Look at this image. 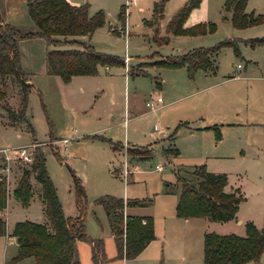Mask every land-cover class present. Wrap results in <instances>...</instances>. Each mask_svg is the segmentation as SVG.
Here are the masks:
<instances>
[{
  "label": "rangeland",
  "instance_id": "374dc122",
  "mask_svg": "<svg viewBox=\"0 0 264 264\" xmlns=\"http://www.w3.org/2000/svg\"><path fill=\"white\" fill-rule=\"evenodd\" d=\"M13 1L15 7L22 6L19 0ZM75 1L79 2L77 5L87 4L89 15L102 10L105 17L104 24L96 28L92 34L78 38L90 43L98 51L124 59L127 68L99 66L97 74L76 75L68 82L61 81L57 76L36 71L29 76L32 87L27 95V112L32 132L27 130L23 123L19 125L10 123L0 106V150L26 147L33 142L37 144L34 150L37 148L43 150L47 173L66 218L79 215L71 172L79 179L85 198L83 212L85 233L91 238L101 237L103 243L110 242L111 248L104 245L106 257L110 259L107 264H158L160 261L163 264L165 245L160 246L156 263L153 259L114 258L115 248L109 237L106 215L102 206L95 203V200L102 195L123 199H143L144 204L137 205L139 207L137 212L142 214L146 212L158 214L168 209L173 210L179 186H174L170 193L165 194L164 183L173 184L177 172L181 170L179 172L181 175L189 177L188 172L194 165L205 163L193 158L201 154L204 149L208 152L229 154L227 158L218 155L209 159L207 165L204 164L205 169L213 170L211 172L215 173H225L229 184L239 187L245 199L239 203L238 211L232 219L212 221L198 217L200 219L196 221L199 223L200 232L244 235L246 221H251L259 229L262 228L264 226V79L250 81L244 76L249 73L258 74L259 69H262L264 45L251 47L243 40L264 35V23L235 28L229 21V13L223 8L225 0H201L196 8L203 9L200 15L205 16L206 19L196 23H213L214 30L199 35L169 36L167 43L157 44L152 39V29L144 24V20L151 18L154 0ZM184 1H166L158 27L161 35L165 34L164 28L168 19ZM6 3L7 9L10 8L9 1ZM22 3L24 7L23 0ZM3 7L1 1L0 8ZM24 9L25 12L19 14V18H23L18 21L23 24L21 30H34L33 24L32 29L24 25V19L26 17L30 19L25 7ZM246 10L263 14L264 0H247ZM227 37L240 39L238 43L240 56H235L231 48H221L214 56L218 65L216 75L210 77L212 81L228 75H237L239 78L218 83L201 94L173 101L166 108L151 111L145 102L155 101L156 96L163 97L161 88L155 87L152 77L164 83L163 74L166 72L163 71L175 68L148 65L144 67L147 75L131 76L127 73L130 66H136L140 61L180 54L197 47L212 46ZM27 45L35 50L38 49L40 60L45 57L47 48H53L38 39L29 40ZM59 47L66 48L69 45ZM237 64L241 68H237ZM261 73L264 75V70ZM186 77L191 79L187 74ZM248 84L251 86L249 94L246 93ZM0 88L5 91L0 103H5L14 110L17 109L19 88L16 82L12 78H6V87ZM231 89L239 91L236 90L235 95L232 96L221 95L222 92ZM198 96L199 98L216 97L214 100L218 104L231 103L233 112L227 120L237 123L252 120L253 124L248 130L240 124L229 126L230 130L225 134L221 131L220 125H217L222 136L218 142L212 130L206 134L187 128L195 126L192 124L179 123L178 120L172 123L176 112L180 111L179 108L184 103L195 101ZM174 130V145L179 151L178 156H165L160 146L161 144L170 146L169 137L163 142L160 138L172 134ZM63 138L66 139L65 143L61 141ZM221 141L225 143L224 147H221ZM111 142L118 143V148L114 150ZM235 142L242 144L236 152H232L233 148L229 146ZM149 143L153 148L149 158L137 161L127 158V146H145ZM240 150L245 154L243 158L238 157ZM28 164L23 160H14L9 163L6 171V204L1 216L6 222L7 229L17 221L47 222L42 210V200L39 197V186L34 178H30L32 198L27 206L22 205L12 196V190L21 173L20 168ZM156 165L163 166V169L157 171ZM76 244L80 264H93L89 241L80 239ZM193 247L195 250L191 254V263L202 264L201 234L198 243L195 242ZM15 251V243L11 238L0 237V264H4L8 256H13ZM29 261V258L23 259L18 264H27ZM253 264H264V252L258 262Z\"/></svg>",
  "mask_w": 264,
  "mask_h": 264
},
{
  "label": "trees",
  "instance_id": "16d2710c",
  "mask_svg": "<svg viewBox=\"0 0 264 264\" xmlns=\"http://www.w3.org/2000/svg\"><path fill=\"white\" fill-rule=\"evenodd\" d=\"M26 12L33 22L34 30L21 29L3 22L0 14V87H6V78H12L19 88V104L12 109L0 103L10 123L26 125L32 132L27 112V95L32 85L28 82V73L20 65L18 42L21 39L40 37L46 45L45 73L56 75L63 82H68L76 75H95L99 66H125V60L117 55L96 50L90 43L80 40L79 36L90 35L105 22L102 10L88 14V5H74L67 0H24ZM167 0H154L151 18L144 24L152 29L155 43H167L169 36L199 35L212 32L213 23L187 24L192 9L198 7L201 0H185L172 14L165 24V34L159 32V23L163 17ZM247 0H225L223 8L229 13V21L235 28H245L264 23V13L246 12ZM123 10L119 16L122 17ZM115 31V30H114ZM251 47L264 45V35L243 40ZM240 39L227 37L212 46L197 47L184 53L154 58L130 66L127 73L147 75L144 67L155 65L165 68L186 70L192 78L197 70L214 72L216 62L214 56L221 48H231L235 56H240L238 43ZM69 45L62 48L59 46ZM153 78V77H152ZM156 86L160 82L155 79ZM5 91L0 88V101ZM9 123V124H10ZM211 129L217 139L220 132L217 125L206 127ZM175 138V130L169 140ZM112 148L118 143L111 142ZM173 144L160 146L165 156L176 157L178 150ZM153 148L145 146H127V156L131 161L149 158ZM71 172V169L69 168ZM182 171V170H181ZM179 171V172H181ZM20 176L12 190V196L22 205L27 206L32 198L30 178H34L39 186V197L42 210L47 218L46 223L17 221L12 225L10 236L15 238L16 251L6 259L4 264H18L23 259H30L27 264H80L76 249V241L87 239L90 243L93 264H107L109 258L104 251L101 237L91 238L85 233L83 212L85 210L84 190L73 173L75 203L79 215L66 218L56 195L55 187L47 173L43 150H34L28 165H22ZM177 172L174 183L165 182V192L170 193L173 187L179 186L175 205V215L181 218L205 217L212 221H226L235 217L239 203L244 199L238 188L225 190L227 175L210 172L204 164L196 165L188 172L189 177ZM193 178V180H192ZM143 199H123L112 195H102L95 200L105 212L109 230L115 247L114 258L131 259L137 256L144 247L154 239L153 219L151 216L124 215L128 206L144 204ZM6 204L5 182L0 180V236L6 233V222L1 213ZM244 235L234 233L203 234V264H253L258 262L264 252V226L257 228L251 221L244 223ZM161 264V261L158 263Z\"/></svg>",
  "mask_w": 264,
  "mask_h": 264
},
{
  "label": "crops",
  "instance_id": "0c3cea01",
  "mask_svg": "<svg viewBox=\"0 0 264 264\" xmlns=\"http://www.w3.org/2000/svg\"><path fill=\"white\" fill-rule=\"evenodd\" d=\"M1 1L4 4L3 9L0 8V14L2 16L3 22L9 23L10 25L21 29V27H23V24H20V22L18 21L19 19H22L23 17L19 18V14L22 15L25 12L24 7L26 8L25 5L23 7L22 0H19L21 2L20 4H22V6H20L19 8L15 7L16 5L13 4L14 3L13 0H0V2ZM8 1L10 3L8 5L10 8L7 9L6 2ZM67 1L74 5H77L79 3L75 0H67ZM245 10H246V7H245ZM202 12H203V9H198V8L192 9L187 19V24L191 25L193 23L206 19L205 16L200 15V13ZM246 12H253V10H250V11L246 10ZM29 20L26 17V19H24V23H25L24 25H26L27 27H31L29 29H32L31 25L33 24V22L32 20L31 21ZM180 36H188V35H180ZM35 39L44 41V39L40 37H31V38L21 39L18 42V47H19V52H20V65L23 68V70L28 73V82H30L29 76L34 74L36 71H40L41 73L46 74L44 56H43V59L40 60L38 49L35 50L32 47L27 45V42L29 40H35ZM140 62H143V61H140ZM263 65L264 64H262V67H261L262 69H259L260 72L258 74L249 73L247 76H244V77L248 78L250 81L252 80L263 81L264 75L263 73H261L264 70ZM104 67L107 68V66H104ZM125 68H127L126 65H125ZM239 68H241V66ZM217 69H218V65L216 64V69L214 72H206L202 70H197L194 76L190 80L186 77V70L183 67L171 69L169 71L164 70L163 72H166L165 74H163L164 83L158 80L160 82V85L156 86L155 77L152 78L154 81L155 87L161 88L163 97L156 96V98L160 97L161 101L157 102L156 107L150 110L155 111L160 108H166L167 105L171 104L173 101L184 99L185 97L201 94V92L203 93V91L210 90L218 83H225L230 80H234L235 78H239V76L237 75H228V76H222L220 80L212 81L210 76L216 75ZM53 76H56V75H53ZM74 77L75 76H73L72 78ZM201 84H205V86H200ZM236 90L231 89L228 91H224L221 93V95L232 96V95H235ZM250 92H251V86L250 84H248L246 93L249 94ZM199 96L197 97V99H195V101L184 103L179 108L180 111L176 112L175 114L176 116L174 120H172V123L178 120L180 121L179 123H188L190 125L192 124L195 126L187 127V128H190V130H194L195 132H205L206 134L207 132H212L211 129L206 128L209 125H220L221 131L224 132L225 134L227 130H230L229 126L240 124L242 126H245L246 130H248L249 126L253 124L252 120H246L245 122H241V123L230 122L231 120H227L228 119L227 117L231 115V113L233 112V107L231 103L221 102L220 104H218V102L214 100L216 97H213V96L204 97L203 96L199 98ZM246 133L248 132L246 131ZM169 135L170 134H167L165 137L163 136L162 138H160V140H162L161 142L167 141V137H169ZM221 138L222 136L220 135L218 142L221 140ZM168 142L169 144L172 143L174 145L175 138L173 141L169 140ZM242 142H235L231 146H229V148L231 149L233 148L232 152L234 151L236 152L238 150V147L242 144ZM149 144L152 147L151 143ZM221 144H222L221 147L225 146V143L223 141H221ZM163 146H166V145H163ZM218 155L221 158L229 157L228 156L229 154H225L224 152H216V151L208 152L206 149H204L201 152V154L196 155L193 158H197L198 161H203L205 162L204 164L207 165V163L209 162V159L215 158ZM244 155L245 154H242V150H240L238 157L243 158ZM127 158L129 159L128 156ZM197 165H200V164H197ZM135 171H137V169H135ZM234 188H239V187L229 184V181L227 180L225 190L230 191ZM165 194H168V193L165 192ZM176 202H174L173 204L174 205L173 210L168 209L163 212L162 211L158 212V214L156 212H146L142 214L141 212H137L139 208L137 206H128L124 208L123 210L124 215L151 216L153 219L154 239L151 240L144 247V249L137 256H135V258H141V260L153 259V261H155L156 263L159 258L158 255L160 252V246L165 245V249L163 250V256H162L163 264H195V263H191L190 261L191 254H193L195 250V247H193V244L195 242L197 244L200 239V234L202 235V238H203V234L206 231L200 232L199 230V223L196 220L200 219L201 217L200 218L198 217H190V218L177 217L175 215ZM238 208H239V205H238ZM202 218H205V217H202ZM11 228L7 229L6 227V234L1 235L0 237L5 236L7 237V239L11 238V240H13V242L15 243V247H16L15 238L10 236ZM109 237H110L111 242H113L110 232H109ZM105 244L106 246H108V248L110 247L109 241H106L104 245ZM76 249H77V244H76ZM77 252H78V249H77ZM9 257L11 256H8V258ZM123 260H126V259H123Z\"/></svg>",
  "mask_w": 264,
  "mask_h": 264
},
{
  "label": "built area",
  "instance_id": "2783aa9c",
  "mask_svg": "<svg viewBox=\"0 0 264 264\" xmlns=\"http://www.w3.org/2000/svg\"><path fill=\"white\" fill-rule=\"evenodd\" d=\"M240 65L237 64V68H239ZM161 98L157 97L155 101L149 100L146 102V105L150 107V109H154L156 107V103L160 102ZM63 143L66 142V139L61 140ZM37 144L33 142L30 146L26 147H19V148H3L0 150V180H3L5 182L7 173L6 171L8 170V165L11 161L14 160H23L25 162L30 163L32 160V155H33V150L34 147ZM12 152V153H11ZM155 169L158 171H161L163 169V166L161 165H156Z\"/></svg>",
  "mask_w": 264,
  "mask_h": 264
}]
</instances>
